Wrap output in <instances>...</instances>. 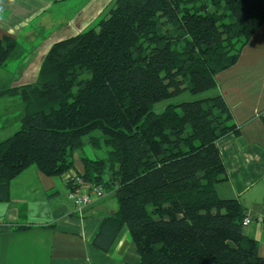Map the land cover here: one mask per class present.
Masks as SVG:
<instances>
[{
	"label": "trees",
	"instance_id": "16d2710c",
	"mask_svg": "<svg viewBox=\"0 0 264 264\" xmlns=\"http://www.w3.org/2000/svg\"><path fill=\"white\" fill-rule=\"evenodd\" d=\"M264 22V0H114L97 28L52 43L36 80L0 90L20 100L19 129L0 140V201L35 165L113 192L94 244L107 251L122 227L138 264H264L243 233L247 215L221 198L217 141L236 126L216 76ZM25 54L0 38V67ZM187 91L193 98L154 104ZM94 131L100 137L92 135ZM102 157L80 154L85 141Z\"/></svg>",
	"mask_w": 264,
	"mask_h": 264
},
{
	"label": "crops",
	"instance_id": "0c3cea01",
	"mask_svg": "<svg viewBox=\"0 0 264 264\" xmlns=\"http://www.w3.org/2000/svg\"><path fill=\"white\" fill-rule=\"evenodd\" d=\"M91 1L0 0V38L18 40L36 20L41 29L49 27L57 22L49 21V14L64 18ZM98 1L103 4L97 16L114 0ZM216 79L215 93L225 99L236 126L235 132L217 141L226 169V178L216 185L217 194L238 199L251 217L264 214V22L235 63ZM79 155L75 154V166L82 172ZM71 174L46 176L32 165L11 180L7 200L0 201V264H138L125 227L107 251L94 244L102 220L116 210L113 192L104 190L103 197L78 212L67 195L71 189L66 178ZM242 231L257 241L258 254L264 257V221L253 219ZM124 241L128 244L120 253Z\"/></svg>",
	"mask_w": 264,
	"mask_h": 264
},
{
	"label": "rangeland",
	"instance_id": "374dc122",
	"mask_svg": "<svg viewBox=\"0 0 264 264\" xmlns=\"http://www.w3.org/2000/svg\"><path fill=\"white\" fill-rule=\"evenodd\" d=\"M102 4L98 0H92L88 2L85 9H74L73 13L64 18L58 16V19H56L57 17L48 13L47 18L49 21L57 20V22H50V26L48 27L46 25L43 29L38 26V20H36L32 28L24 31L18 39L25 54L17 59L9 60L5 67H0V90L14 85L34 82L37 77L38 66L52 43L83 32L89 28H97L98 21L108 15L109 7L100 15H94L101 8ZM26 34H30L31 38L27 37ZM190 99L193 98L189 93L183 91L179 95L154 104L153 107L154 110L159 111L168 103H178ZM21 116L22 109L20 108V100L18 97L0 96V140L7 138L19 129ZM4 118L8 125L2 123ZM92 135L100 137L98 131H94ZM84 141L85 145L82 151L78 153L90 158L103 156L104 149L97 150L93 148L88 143V137H84Z\"/></svg>",
	"mask_w": 264,
	"mask_h": 264
},
{
	"label": "built area",
	"instance_id": "2783aa9c",
	"mask_svg": "<svg viewBox=\"0 0 264 264\" xmlns=\"http://www.w3.org/2000/svg\"><path fill=\"white\" fill-rule=\"evenodd\" d=\"M74 183L77 184V187L70 190L67 195L73 201L78 212L84 211L93 199H99L104 195L105 191L102 186L83 182L79 176L74 178ZM253 219L264 221V214H258L254 217L246 215L242 220V226H247Z\"/></svg>",
	"mask_w": 264,
	"mask_h": 264
},
{
	"label": "water",
	"instance_id": "95a60500",
	"mask_svg": "<svg viewBox=\"0 0 264 264\" xmlns=\"http://www.w3.org/2000/svg\"><path fill=\"white\" fill-rule=\"evenodd\" d=\"M127 244H128V241H124V242H123V244H122V246H121V248H120V253H123V251H124V249L126 248Z\"/></svg>",
	"mask_w": 264,
	"mask_h": 264
}]
</instances>
